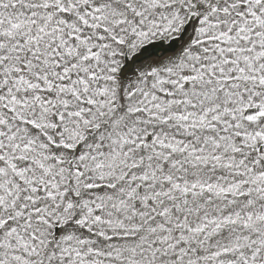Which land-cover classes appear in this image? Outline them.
<instances>
[{
	"label": "snow or ice",
	"instance_id": "obj_1",
	"mask_svg": "<svg viewBox=\"0 0 264 264\" xmlns=\"http://www.w3.org/2000/svg\"><path fill=\"white\" fill-rule=\"evenodd\" d=\"M0 264H264V0H0Z\"/></svg>",
	"mask_w": 264,
	"mask_h": 264
}]
</instances>
